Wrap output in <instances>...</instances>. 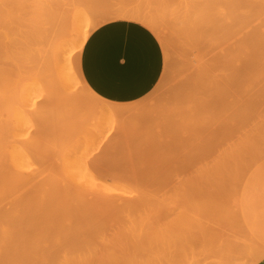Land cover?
I'll return each mask as SVG.
<instances>
[{"label": "bare ground", "instance_id": "6f19581e", "mask_svg": "<svg viewBox=\"0 0 264 264\" xmlns=\"http://www.w3.org/2000/svg\"><path fill=\"white\" fill-rule=\"evenodd\" d=\"M79 2L32 0V9L22 11L16 0H0V49L15 48L17 53L29 43L28 36L38 34L42 40L43 63L60 95L44 100L33 80L23 75L19 62L21 77L15 97L12 96L15 100L10 98L14 105L8 101L12 106L11 125L15 129L56 114L60 118L80 117L82 124L91 126L88 128L94 135L116 128L121 132L128 129V114L138 107L121 106L95 94L82 76L80 55L91 32L105 22L134 21L159 36L157 23L150 12L126 6L98 19L93 10L80 8ZM218 2L221 3L220 0H180L177 6H165L163 14L171 24L190 25L197 37L205 39L212 49L200 68V79L204 78L200 86L210 95L202 107L224 103L229 90L240 80L248 166L245 202L239 213L244 224L251 223L246 225L249 230L256 229L264 235V47L257 42L259 45L254 44L250 51L246 49L241 57L236 47L223 46L229 18L221 15L220 9L228 1L222 5ZM227 7L222 11L228 13ZM90 101L96 106H91ZM61 113L65 114L61 116ZM192 114H195L193 109ZM66 123L62 128L67 129ZM66 136L63 139L60 135L61 141L57 139L56 143L61 142L57 143L59 150L55 146L62 179L51 175L44 183L21 173L30 156L15 146L14 140L1 142L5 158L18 172L14 177L4 170L0 157V264H161L167 260L154 247L157 242L171 241L172 217L183 216L179 194L173 197L164 193L159 197L144 186L101 178L94 171L108 166L107 157L89 158ZM34 144L32 141L30 147ZM20 183L29 188H21ZM262 256L264 253L252 263ZM216 264L221 263L216 261Z\"/></svg>", "mask_w": 264, "mask_h": 264}, {"label": "rangeland", "instance_id": "374dc122", "mask_svg": "<svg viewBox=\"0 0 264 264\" xmlns=\"http://www.w3.org/2000/svg\"><path fill=\"white\" fill-rule=\"evenodd\" d=\"M16 1L22 11L32 9V0ZM227 1L220 9L221 15H227L230 23L227 22L229 26L227 24L223 46L231 44V48L236 47V53L241 57L257 42L263 48L264 0H220L218 4ZM78 2L82 4L80 8L93 10L98 19L120 6L150 12L158 26L160 35H155L164 56V69L158 84L142 99L119 104L138 107L128 114L129 127L122 132L116 128L94 135L88 128L90 125L82 124L80 117L71 119L65 115L60 118L56 112V117L33 120L15 129L11 125L10 109L21 77L19 62L22 63L23 75L27 74L30 81L33 80L44 94V100L60 96L53 76L43 63L42 40L38 34L32 33L28 36L29 43L27 41L22 49L26 54L23 52L21 55L22 50L19 49L16 53L15 48L0 49V147L3 140H14L15 146L30 156V161L20 169L28 178L35 177L44 183L55 175L61 180L56 159L61 142L57 144L56 141H61L60 135L61 138L67 135L66 138L71 137L76 147L89 158L107 157L108 166L94 171L101 178L144 186L159 197L164 193L173 197L179 194L184 207L183 216L172 217L171 241L157 242L154 247V251L167 259L161 264H216V261L221 264H256L264 258H257L252 263L255 257L264 253V235L256 229L249 230L246 225L251 223L244 224L239 213L245 202L244 183L248 166L240 108V80L229 90L224 103L202 107V103L205 105L210 100V95L200 86L204 80L200 79V68L210 57L212 49L205 39L202 41L197 37L190 25L180 27L166 20L163 14L165 6H177L180 0ZM227 4H230V9ZM226 7L228 13L224 11ZM10 98L14 100L11 102ZM89 104L96 106L92 101ZM192 109L195 114H192ZM66 121L67 129L62 128ZM68 121L73 124L72 128ZM68 128L72 129L70 133ZM32 141L36 143L34 147H30ZM3 150L0 149L1 167L15 177L18 169L5 158ZM20 187L29 188V185L20 183Z\"/></svg>", "mask_w": 264, "mask_h": 264}, {"label": "crops", "instance_id": "0c3cea01", "mask_svg": "<svg viewBox=\"0 0 264 264\" xmlns=\"http://www.w3.org/2000/svg\"><path fill=\"white\" fill-rule=\"evenodd\" d=\"M164 56L156 35L140 23L114 20L91 32L80 55V70L102 99L129 104L158 84ZM256 264H264V258Z\"/></svg>", "mask_w": 264, "mask_h": 264}]
</instances>
